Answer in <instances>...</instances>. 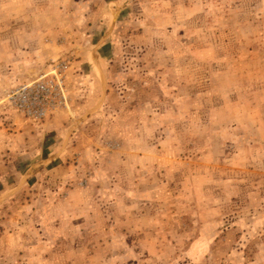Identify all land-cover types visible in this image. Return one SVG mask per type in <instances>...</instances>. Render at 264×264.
Returning a JSON list of instances; mask_svg holds the SVG:
<instances>
[{"label": "rangeland", "instance_id": "obj_1", "mask_svg": "<svg viewBox=\"0 0 264 264\" xmlns=\"http://www.w3.org/2000/svg\"><path fill=\"white\" fill-rule=\"evenodd\" d=\"M0 264H264V0H0Z\"/></svg>", "mask_w": 264, "mask_h": 264}, {"label": "built area", "instance_id": "obj_2", "mask_svg": "<svg viewBox=\"0 0 264 264\" xmlns=\"http://www.w3.org/2000/svg\"><path fill=\"white\" fill-rule=\"evenodd\" d=\"M66 59L53 61L34 75L8 87L3 101L30 121L39 122L68 105Z\"/></svg>", "mask_w": 264, "mask_h": 264}, {"label": "crops", "instance_id": "obj_3", "mask_svg": "<svg viewBox=\"0 0 264 264\" xmlns=\"http://www.w3.org/2000/svg\"><path fill=\"white\" fill-rule=\"evenodd\" d=\"M79 64H81V61L80 60L77 61L76 63H74V66H77ZM73 74H74V76H73ZM84 75H85V77L88 76V79L89 80L91 79V76H94L93 73H92V71L90 69H88L87 72ZM74 77H75V71H74V69H72V71L70 72V80H72ZM88 79H87V81H89ZM75 80H77V79H75ZM76 83H75V85H73V83H70L69 84V76H68V86L69 85L71 86V84H72V87H70L71 88V91H73L75 88L76 89H79L80 88V85H78ZM79 93L80 92H77V94H79ZM74 94L76 95V92ZM64 115L65 114L62 113V112H60V113L57 112V113L52 114L48 118L44 119L43 121H39V122L31 121V122L32 123H35V124H41L42 125L41 127H43V129L46 130V131L47 130H52L53 128H56L55 126H56L57 122H60L61 123V117L64 116Z\"/></svg>", "mask_w": 264, "mask_h": 264}]
</instances>
